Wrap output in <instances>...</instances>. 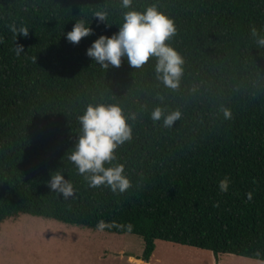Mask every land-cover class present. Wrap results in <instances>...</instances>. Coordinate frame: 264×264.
Instances as JSON below:
<instances>
[{"label": "trees", "instance_id": "1", "mask_svg": "<svg viewBox=\"0 0 264 264\" xmlns=\"http://www.w3.org/2000/svg\"><path fill=\"white\" fill-rule=\"evenodd\" d=\"M152 4L176 27L166 41L184 58L176 89L157 80L154 57L142 68L122 58L105 69L87 55L100 35L118 31L129 10L120 0H0V224L19 214L92 229L103 221L102 230L141 236L147 262L157 240L217 261L264 262V47L251 35L253 26L264 35V0H132L139 11ZM98 10H107L105 23ZM80 19L93 34L73 44L66 34ZM98 103L119 104L132 125L105 164L124 165L123 193L90 187L69 159L78 117ZM157 106L181 116L166 127L150 118ZM56 171L73 185L66 199L47 185Z\"/></svg>", "mask_w": 264, "mask_h": 264}, {"label": "clouds", "instance_id": "2", "mask_svg": "<svg viewBox=\"0 0 264 264\" xmlns=\"http://www.w3.org/2000/svg\"><path fill=\"white\" fill-rule=\"evenodd\" d=\"M124 9L123 22L118 31L111 36L100 35L87 49V55L101 67L107 69L110 65L119 67L122 58H126L132 68H142L154 57L156 78L164 87L176 89L184 73V58L173 48L168 41L176 33L174 21L152 4L143 11L132 8V0H120ZM99 22L105 23L108 19L107 10H98L94 13ZM14 34L28 36L29 30L25 26L17 28L10 25ZM93 34V29L84 20H78L66 38L73 44H78L83 37ZM251 35L256 38L258 47H264V35L255 26L251 27ZM16 55L23 52V46L15 48ZM225 111V117H230ZM179 110L164 114V109L155 107L151 112V119L156 122L163 118V124L170 127L179 119ZM135 119V115L130 117ZM129 117L119 104H89L83 114L78 117L81 124V134L69 159L74 163L78 173L83 176L92 188L107 185L113 192H125L130 187V180L123 174L124 165L116 164L114 167H105L116 159L115 150L132 138V125L128 123ZM48 187L64 198L73 194L72 183L64 175L56 171L47 181ZM230 178L225 176L219 181L221 192H227ZM251 198V194H249ZM101 229L105 227L103 221L98 224Z\"/></svg>", "mask_w": 264, "mask_h": 264}, {"label": "rangeland", "instance_id": "3", "mask_svg": "<svg viewBox=\"0 0 264 264\" xmlns=\"http://www.w3.org/2000/svg\"><path fill=\"white\" fill-rule=\"evenodd\" d=\"M144 239L19 214L0 224V264H264L235 254H222L174 242L156 241L150 262L142 256Z\"/></svg>", "mask_w": 264, "mask_h": 264}]
</instances>
